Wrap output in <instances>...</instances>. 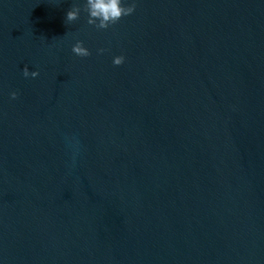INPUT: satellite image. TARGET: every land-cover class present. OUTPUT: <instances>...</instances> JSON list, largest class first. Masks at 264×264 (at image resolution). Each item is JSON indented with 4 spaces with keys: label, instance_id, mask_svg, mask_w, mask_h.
I'll return each instance as SVG.
<instances>
[{
    "label": "water",
    "instance_id": "obj_1",
    "mask_svg": "<svg viewBox=\"0 0 264 264\" xmlns=\"http://www.w3.org/2000/svg\"><path fill=\"white\" fill-rule=\"evenodd\" d=\"M73 3L0 0V264H264V0Z\"/></svg>",
    "mask_w": 264,
    "mask_h": 264
},
{
    "label": "clouds",
    "instance_id": "obj_2",
    "mask_svg": "<svg viewBox=\"0 0 264 264\" xmlns=\"http://www.w3.org/2000/svg\"><path fill=\"white\" fill-rule=\"evenodd\" d=\"M136 10V3L133 0L130 4H125L124 0H83V6L80 3H73L72 7L66 12L65 23L71 24L80 19L81 11L87 13V24L94 26L98 30L108 29L110 26L117 24L123 17L132 15ZM105 49H98L99 53H103ZM72 52L79 57H88L91 51L84 46V42L77 40L72 46ZM125 62L123 55L115 56L113 64L122 65ZM25 78H35L39 76L38 71L29 72L28 67L23 69ZM11 99L15 100L18 93L13 91L10 93Z\"/></svg>",
    "mask_w": 264,
    "mask_h": 264
}]
</instances>
